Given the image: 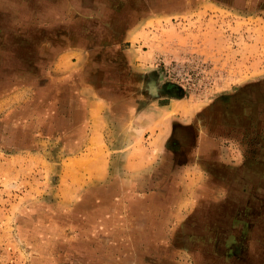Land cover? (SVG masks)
I'll return each mask as SVG.
<instances>
[{
    "label": "rangeland",
    "instance_id": "obj_1",
    "mask_svg": "<svg viewBox=\"0 0 264 264\" xmlns=\"http://www.w3.org/2000/svg\"><path fill=\"white\" fill-rule=\"evenodd\" d=\"M79 89L95 147L65 143ZM207 108L264 124V0H0V264H264V130L166 151Z\"/></svg>",
    "mask_w": 264,
    "mask_h": 264
},
{
    "label": "flooded vegetation",
    "instance_id": "obj_2",
    "mask_svg": "<svg viewBox=\"0 0 264 264\" xmlns=\"http://www.w3.org/2000/svg\"><path fill=\"white\" fill-rule=\"evenodd\" d=\"M162 92L167 93V97L174 99L180 98V88L176 87L174 84H166ZM252 101L253 105L259 103V100H257V96L256 99L254 97ZM217 103L220 102H216V104ZM209 110H211V108H207L200 115L195 114L193 118H191L188 122L178 120L173 123L171 127L170 137L165 147L168 154H170L171 158H173L172 160L175 161L178 166H180L178 168L184 166H194L196 161L198 162V164H203L204 166V164L210 161V156H202L197 152L199 139L201 138V134L199 135L200 132H204L205 137H207L206 140L208 142L213 141L214 143L216 142V139H226L225 141H230L233 144H238L236 143L238 139L237 136L242 135L243 132H247V130L250 132L254 130L258 131L260 129L264 130V124L260 122H256L257 128H255V123H251L250 125L243 124V121L245 120L241 116L244 113H233L232 111L228 112L227 109H225L224 113L219 112L217 114L216 111L211 113V111ZM252 119L253 118H250L249 121ZM254 120L258 119L255 118ZM250 126H252V128H250ZM233 137H235L236 139H234ZM204 141L205 140H203V143ZM218 157L220 159L222 155ZM220 162H222L221 159L218 162L219 168H221Z\"/></svg>",
    "mask_w": 264,
    "mask_h": 264
},
{
    "label": "crops",
    "instance_id": "obj_3",
    "mask_svg": "<svg viewBox=\"0 0 264 264\" xmlns=\"http://www.w3.org/2000/svg\"><path fill=\"white\" fill-rule=\"evenodd\" d=\"M71 47V45H70ZM76 46H72L70 49H68L66 52H64L61 56L65 59L66 57H69L70 55L75 56H83L82 50H80ZM79 51V52H78ZM81 59L75 62L73 66H70L66 73L72 70L74 72L73 78L74 81H77V77H81ZM60 70L59 68H56ZM71 98L75 100V104H78L79 106L76 107L72 112L68 113V126L65 125V143L66 146L71 148H82V147H95L100 144L99 141H103L104 138H102V135L100 133L99 128L97 127L98 119H99V112L94 108V105L98 103V101H93V99H103L105 96H103L101 93L95 92L91 94L90 96L84 95L83 91L81 89L75 90L71 93ZM89 98V99H88ZM91 100V101H90ZM90 101V102H89ZM94 104V105H93ZM102 115V114H101ZM63 130V129H62ZM141 131V130H139ZM42 137L48 139H51L53 135H51L50 132L44 133ZM79 153H82L81 149L76 154L77 157L75 158L77 160ZM72 189H77L76 186H72Z\"/></svg>",
    "mask_w": 264,
    "mask_h": 264
}]
</instances>
